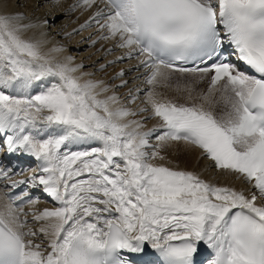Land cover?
Returning a JSON list of instances; mask_svg holds the SVG:
<instances>
[{
    "label": "snow or ice",
    "instance_id": "6c2138e0",
    "mask_svg": "<svg viewBox=\"0 0 264 264\" xmlns=\"http://www.w3.org/2000/svg\"><path fill=\"white\" fill-rule=\"evenodd\" d=\"M78 9L90 15L65 35L94 27L91 46L125 50L99 70L135 60L148 87L121 97L123 70L109 85L57 59L64 47L45 52L35 34L48 20L0 0V145L42 173L17 180L0 167L22 193L0 189V264H137L149 250L159 264H264V0H75L68 11ZM36 82L38 94L4 91ZM181 142L224 182L167 166ZM25 186L54 206L36 210Z\"/></svg>",
    "mask_w": 264,
    "mask_h": 264
},
{
    "label": "bare ground",
    "instance_id": "6f19581e",
    "mask_svg": "<svg viewBox=\"0 0 264 264\" xmlns=\"http://www.w3.org/2000/svg\"><path fill=\"white\" fill-rule=\"evenodd\" d=\"M4 3L9 10L24 13L29 20H32L35 23H40L45 19L48 20V24L38 30L35 34L39 35V31H43L47 35L49 43L44 48L45 52H47L53 45L64 47L65 51L63 53H52L57 59H62L64 56L71 55L75 58L73 63H82L84 65L83 71L93 73L94 79L103 80L109 85H119L121 83V78H112L123 70L125 75L122 79L127 80L128 84L125 87L114 89L121 97L126 96L130 89L135 90L137 86H139L141 90L148 87L143 83L142 71H130V69L136 64L135 60L117 61L115 64L109 65L103 71H97V69H100L101 64L116 60V58L121 56L125 50L116 49L108 54L104 49L112 47V44L111 42L105 41H100L95 46H91L88 37L91 36L95 39L94 27L87 28L79 34H73L71 37L65 35V33L71 32L74 28H78L79 25L90 15V12L81 14L79 9L75 12L68 11L69 6L75 3V0H4ZM33 34V32H29L27 35L32 36ZM94 67L96 69H94ZM137 77H139V79H137ZM44 87V85L36 82V86L29 89L27 93H22L20 89H13L11 87L4 89V91L12 95H33L38 94ZM200 87L203 88L206 87V85H201ZM137 103L139 104V100ZM155 123V120H148L145 127L150 128ZM151 143L155 144L156 140L153 138ZM4 144L7 145L6 143ZM72 150H78V148L73 146ZM17 162H23L27 166L24 174L18 179L26 180L34 174H42L38 168L40 162L34 157L25 154L20 157ZM32 163L34 164V167L32 166ZM164 163L173 168L194 171L210 182H224L223 178L219 177L208 167L209 161L200 156L199 150L193 149L191 146H188L183 142L174 144L168 149L167 159ZM6 184H8L7 181L0 182V189L4 190ZM236 186L239 187L238 182ZM26 187L28 191L32 190L35 192L34 199L38 200L36 210L41 211L44 208H51L54 206L53 201L43 192L42 187ZM24 207L27 210L29 206L25 203Z\"/></svg>",
    "mask_w": 264,
    "mask_h": 264
},
{
    "label": "rangeland",
    "instance_id": "374dc122",
    "mask_svg": "<svg viewBox=\"0 0 264 264\" xmlns=\"http://www.w3.org/2000/svg\"><path fill=\"white\" fill-rule=\"evenodd\" d=\"M88 48V47H87ZM94 69H96L95 67H94ZM97 71H100L99 69H97Z\"/></svg>",
    "mask_w": 264,
    "mask_h": 264
}]
</instances>
